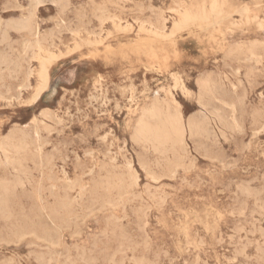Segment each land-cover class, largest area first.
<instances>
[{
    "label": "rangeland",
    "instance_id": "rangeland-1",
    "mask_svg": "<svg viewBox=\"0 0 264 264\" xmlns=\"http://www.w3.org/2000/svg\"><path fill=\"white\" fill-rule=\"evenodd\" d=\"M33 1L0 0V142L25 140L19 154L0 150V192L4 184L9 188L7 211L0 210V264H264V0ZM214 1L219 15L212 10ZM202 8L207 19L181 21L185 11L194 14ZM23 15L35 20L36 37L16 26ZM150 28L161 30L162 37L148 33ZM37 39L48 45V53L39 58ZM41 57L46 59L45 79L39 76ZM205 77L215 84L213 95L201 100L199 81ZM41 85L47 87L33 102ZM155 100L165 112L181 114L183 147L156 150L134 140L142 110ZM189 121L206 132L191 135Z\"/></svg>",
    "mask_w": 264,
    "mask_h": 264
},
{
    "label": "bare ground",
    "instance_id": "bare-ground-1",
    "mask_svg": "<svg viewBox=\"0 0 264 264\" xmlns=\"http://www.w3.org/2000/svg\"><path fill=\"white\" fill-rule=\"evenodd\" d=\"M29 1H31V0H29ZM34 1H36V0H34ZM33 1V2H34ZM39 1V0H38ZM44 1V0H43ZM57 2H58V0H56ZM69 0H67V2H68ZM92 1V0H91ZM121 1V0H120ZM41 2V1H40ZM45 2H47L46 0H45ZM55 2V1H54ZM65 2H66V0H65ZM67 2H66V4H67ZM144 2V1H143ZM51 3H53L52 1L50 2V4ZM93 3H95V2H93ZM122 3V2H121ZM34 4V3H33ZM44 4V3H43ZM58 4H60V3H58ZM64 4V3H63ZM62 4V5H63ZM65 4V5H66ZM71 4V3H70ZM87 4V6H88V3H86ZM124 4V3H123ZM123 4H122V6H123ZM131 4V3H130ZM174 4V3H173ZM29 5V3L27 4V6ZM31 5V4H30ZM35 5V4H34ZM37 5V4H36ZM41 5V4H40ZM54 5H56V4H54ZM72 5V4H71ZM92 5V4H91ZM133 5V4H132ZM150 5V4H149ZM177 5V4H176ZM217 4L215 3V1L213 2V4H212V10H214V11H216L217 12V14L219 15V14H221V11L217 8V6H216ZM3 6H5V5H3ZM27 6H26V8H27ZM58 6V5H57ZM60 6V5H59ZM64 6V5H63ZM62 6V7H63ZM80 6V5H79ZM97 6V5H96ZM99 6H101L100 4H99ZM118 6V5H117ZM17 7V6H16ZM22 7H24V6H22ZM35 7V6H34ZM33 7V8H34ZM67 7V6H66ZM69 7V6H68ZM67 7V8H68ZM73 7V6H72ZM135 7V6H134ZM196 7H197V5H196ZM29 8V7H28ZM32 7H30L29 9H31ZM65 8V7H64ZM64 8H62V9H64ZM74 8V7H73ZM85 8V7H84ZM101 8H102V6H101ZM153 8V7H152ZM180 8V7H179ZM9 9V8H8ZM18 9V8H17ZM20 9V8H19ZM36 9V8H35ZM76 9V8H75ZM99 9V8H98ZM104 9V8H103ZM128 9V8H127ZM130 9V8H129ZM133 9V8H132ZM148 9H150L149 7H148ZM147 9V10H148ZM155 9V8H154ZM171 9V8H170ZM169 9V10H170ZM204 8H202V9H200V10H198L196 13H194V14H192V13H190V12H188V11H185V13L183 14V20H181V21H188V20H196V19H198V18H203V19H207L209 16H207V13L206 12H204V10H203ZM210 9V8H209ZM230 9V8H229ZM247 9V8H246ZM22 10V9H21ZM55 10V9H54ZM58 10V9H57ZM67 10V9H66ZM79 10V9H78ZM86 10V9H85ZM84 10V11H85ZM101 10V9H100ZM99 10V11H100ZM162 10V9H161ZM174 10V9H173ZM177 10H178V8H177ZM5 11H7V10H5ZM26 11V10H25ZM28 11V10H27ZM31 11V10H30ZM36 11V10H35ZM61 11V10H60ZM80 11H82V10H80ZM87 11V10H86ZM102 11V10H101ZM100 11V12H101ZM104 11V10H103ZM160 11V10H159ZM171 11V10H170ZM74 12V11H73ZM78 12V11H77ZM90 12V11H89ZM88 12V13H89ZM92 12H94L93 10H92ZM92 12L90 13V15L92 14ZM174 12V11H173ZM179 12V11H178ZM213 12V11H212ZM29 13V12H28ZM60 13V12H59ZM82 13V12H81ZM81 13H79V14H81ZM87 13V12H86ZM31 14H32V12H31ZM34 14V13H33ZM62 14H63V12H62ZM70 14V13H69ZM104 14V13H103ZM106 14V13H105ZM111 14V13H110ZM124 14V13H123ZM141 14V13H140ZM154 14V13H153ZM214 14H216L215 12H214ZM213 14V15H214ZM67 15V14H66ZM77 15H78V13H77ZM86 15V14H85ZM25 15H23V17H24ZM34 16V15H33ZM57 16V15H56ZM62 15L60 14V17H61ZM76 16V15H75ZM79 16V15H78ZM77 16V17H78ZM84 16V15H83ZM102 16V15H101ZM100 16V18H102ZM104 16V15H103ZM216 16V15H215ZM48 17V16H47ZM67 17V16H66ZM90 17V16H89ZM107 17V16H106ZM109 17V16H108ZM114 17V16H113ZM149 17V16H148ZM229 17V16H228ZM57 18V17H56ZM59 18V17H58ZM96 18V17H95ZM94 18V19H95ZM112 18V17H111ZM116 18V17H115ZM114 18V19H115ZM213 17H211V19H212ZM256 18V17H255ZM12 19V18H11ZM15 19V18H14ZM51 19V18H50ZM69 19V18H68ZM70 19H72V18H70ZM103 19H104V17H103ZM105 19H107V18H105ZM213 19H215V18H213ZM10 20V19H9ZM17 20V19H16ZM39 20V19H38ZM48 20V19H47ZM58 20V19H57ZM84 20V19H83ZM91 20V19H90ZM96 20V19H95ZM111 20V19H110ZM35 21V20H34ZM34 21H33V17H32V15H29V16H25V18H22V19H20V22L18 21V23L16 24V26L20 29V30H22V31H25V32H27L28 34H30V35H32V36H35L36 37V26L37 25H35V23H34ZM42 21V20H41ZM40 21V22H41ZM45 21V20H44ZM52 21V20H51ZM54 21H55V19H54ZM76 21V20H75ZM82 21V20H81ZM80 21V22H81ZM102 21V23H103V20H101ZM157 21V20H156ZM203 21V20H202ZM238 21V20H237ZM17 22V21H16ZM15 22V23H16ZM43 22V21H42ZM47 22V21H46ZM67 23L69 22V21H66ZM66 22H65V24H66ZM77 22V21H76ZM75 22V23H76ZM79 22V23H80ZM88 22V21H87ZM91 22V21H90ZM89 22V23H90ZM105 22V21H104ZM119 22H121V20L119 21ZM13 23V22H12ZM70 23H71V21H70ZM79 23H78V26H79ZM83 23V22H82ZM88 23V24H89ZM92 23V22H91ZM99 23V22H98ZM101 23V22H100ZM142 23V22H141ZM144 23H146V21L144 22ZM258 23V22H257ZM8 24V23H7ZM36 24H37V21H36ZM52 24V23H51ZM64 24V25H65ZM148 24V23H147ZM179 24H181V22L179 23ZM184 24V23H183ZM233 24V23H232ZM231 24V25H232ZM15 25V24H14ZM73 25V24H72ZM100 25H102V24H100ZM120 25V24H119ZM144 25V24H143ZM173 25V24H172ZM259 25V24H258ZM10 26V25H9ZM82 26V25H81ZM150 26V25H149ZM183 26V25H182ZM185 26V25H184ZM263 26V24L261 25V27ZM2 27H3V25H2ZM13 27V26H12ZM12 27H10V28H12ZM38 27V26H37ZM69 27V26H68ZM85 27V26H84ZM173 27V26H172ZM42 28V27H41ZM75 28V27H74ZM85 28H87V27H85ZM97 28V27H96ZM182 28V27H181ZM15 29H17V28H15ZM14 29V30H15ZM49 29V28H48ZM66 29H68V28H66ZM98 29V28H97ZM126 29V28H125ZM2 30V29H1ZM13 30V29H12ZM13 30V31H14ZM44 30H46V29H44ZM70 30V29H69ZM74 30H76V29H74ZM80 30V29H79ZM96 30V29H95ZM179 30H180V26H179ZM200 30V29H199ZM21 31V32H22ZM38 31V30H37ZM61 31H63L62 30V28H61ZM67 31V30H66ZM82 32H83V30H81ZM103 31V30H102ZM140 31V30H139ZM170 31V30H169ZM172 31V30H171ZM3 32L5 33V30H3ZM3 32H1V35H3ZM6 32H10V31H6ZM46 32H47V30H46ZM49 32V31H48ZM57 32V31H56ZM60 32V31H59ZM64 32V31H63ZM99 32V31H98ZM163 32V31H162ZM20 33V32H19ZM39 33V32H38ZM37 33V34H38ZM55 33V32H54ZM54 33L52 34V35H54ZM86 33V32H85ZM96 33V32H95ZM148 33H150V34H152V35H155V36H159V37H162L161 35H162V33H161V30H157V28L156 29H154V28H150V29H148ZM165 33V32H164ZM190 33V32H189ZM8 33H6V35H7ZM42 34V33H41ZM92 34H93V32H92ZM97 34H99V33H97ZM43 35V34H42ZM41 35V36H42ZM51 35V34H50ZM50 35H48V36H50ZM51 35V36H52ZM72 35H74V34H72ZM82 35V34H81ZM88 35V34H87ZM165 36H166V34H164ZM171 35V33L169 34V36ZM190 36H191V34H189ZM195 35V34H194ZM193 35V36H194ZM22 36V35H21ZM46 36V35H45ZM56 36V35H55ZM60 36V35H59ZM75 36V35H74ZM93 36V35H92ZM95 36V35H94ZM109 36V35H108ZM172 36H173V34H172ZM10 37V36H9ZM8 37V38H9ZM76 37V36H75ZM97 37H99V35L97 36ZM110 37V36H109ZM188 37V36H187ZM4 38V37H3ZM2 38V39H3ZM11 38V37H10ZM42 38H43V36H42ZM45 38V37H44ZM43 38V39H44ZM49 38H52V37H49ZM48 38V39H49ZM181 38V37H180ZM197 38V37H196ZM56 39V38H55ZM105 39V38H104ZM104 39H103V41H104ZM215 39H217V38H215ZM39 39H37L36 41V49H37V58H39L40 57V53L41 52H44V53H48V51H47V46L46 47H44V46H41L42 45V43H41V45L38 43L39 41H38ZM95 40H96V38H95ZM146 40V39H145ZM213 40V39H212ZM27 41V40H26ZM41 41L43 42V40L41 39ZM52 41V40H51ZM72 41V40H71ZM147 41V40H146ZM223 41H225V40H223ZM255 41V40H254ZM253 41V42H254ZM257 41V40H256ZM255 41V42H256ZM3 42V41H2ZM4 42H6V40L4 41ZM14 42V41H13ZM35 42V41H34ZM44 42H45V40H44ZM59 43H60V41H58ZM63 42V41H62ZM87 42H89V41H87ZM86 42V43H87ZM214 42V41H213ZM249 42V41H248ZM260 42V41H259ZM259 42H258V45H256L257 47L256 48H258L260 45H259ZM11 43L12 42H10V45H11ZM46 43V42H45ZM52 43V42H51ZM90 43V42H89ZM95 43H97V42H95ZM99 43H101V42H99ZM99 43H97V44H99ZM250 43V42H249ZM257 43V42H256ZM256 43H254V45L256 44ZM33 44V43H32ZM48 44V43H47ZM55 43H53V45H54ZM78 44V43H77ZM96 44V45H97ZM145 44H147V43H145ZM151 44H152V42H151ZM154 44V43H153ZM216 44V43H215ZM251 44V43H250ZM59 45V44H58ZM79 45V44H78ZM92 45V44H91ZM102 45V44H101ZM122 45V44H121ZM173 45V44H172ZM222 45V44H221ZM238 45V44H237ZM251 45H253V44H251ZM1 46H2V44H1ZM32 46V45H31ZM50 46V45H49ZM68 46V45H67ZM239 46V45H238ZM241 46H242V44H241ZM5 47V46H4ZM35 46H33V48H34ZM69 47V46H68ZM221 47V46H220ZM247 47V46H246ZM251 47V46H250ZM249 47V48H250ZM253 48L252 49H254V46H252ZM10 48V47H9ZM8 48V49H9ZM45 48V49H44ZM47 48V49H46ZM80 47H78V49H79ZM108 48H110V47H108ZM222 48V47H221ZM236 48V47H235ZM264 47L262 46V49H263ZM0 49H2V48H0ZM15 49V48H14ZM13 48H12V50H14ZM21 49V48H20ZM247 49V48H246ZM16 50V49H15ZM49 50H50V48H49ZM52 50V49H51ZM71 50V49H70ZM106 50V49H105ZM250 50V49H249ZM8 51V50H7ZM68 51V50H67ZM72 51H73V49L71 50V53H72ZM253 52H254V50H252ZM256 51V50H255ZM2 52H4V51H2ZM17 52H18V50H17ZM59 52H60V50H59ZM74 52V51H73ZM243 52V51H242ZM250 52V51H249ZM258 52H259V50H258ZM70 53V54H71ZM98 53V52H97ZM5 54V53H4ZM31 54V53H30ZM54 54V53H53ZM96 54V53H95ZM246 54V53H245ZM249 54V53H248ZM253 53L251 52V55H252ZM255 54V53H254ZM252 55V57H254V56H257V53H256V55ZM1 55V54H0ZM7 55V54H6ZM15 55V54H14ZM26 55H28V53L26 54ZM49 56V58H51V57H53L52 55H50V54H48ZM58 55V54H57ZM69 55V54H68ZM5 56V55H4ZM56 55L54 54V57H55ZM1 57V56H0ZM6 57H8V56H6ZM10 57V56H9ZM53 57V58H54ZM61 57H62V55H61ZM153 57V56H152ZM249 57V56H248ZM251 57V56H250ZM259 57V56H258ZM2 58V57H1ZM5 58V57H4ZM15 58V57H14ZM17 58V57H16ZM31 58V57H30ZM42 58V57H41ZM41 58H40V75L39 76H41L42 78H48L47 77V67L45 66V58H42V60H41ZM51 59V60H54V59ZM6 59V58H5ZM8 59V58H7ZM24 59V58H23ZM32 59V58H31ZM57 59V58H56ZM55 59V60H56ZM11 60V59H10ZM13 60V59H12ZM18 60V59H17ZM25 60V59H24ZM240 60V59H239ZM257 60V59H256ZM256 60H254V62H255V65H256V63H257V61ZM3 61H5V60H3ZM15 61H16V59H15ZM261 61V60H260ZM2 62V61H1ZM10 62V61H9ZM12 62V61H11ZM223 62V61H222ZM243 62H245L246 63V61H243ZM249 62H252V61H249ZM262 62V61H261ZM3 63H7V62H3ZM15 63V62H14ZM13 62H12V64H14ZM25 63V62H24ZM227 63V62H226ZM11 64V63H10ZM10 64H6L7 65V67L8 66H10ZM2 65V64H1ZM5 65V66H6ZM26 65H27V63H26ZM32 65V64H31ZM16 66V64L15 65H13V67H15ZM18 66V65H17ZM227 66V65H226ZM11 67V66H10ZM30 67V66H29ZM29 67H27V68H29ZM244 67H246V66H244ZM250 67H251V65H250ZM20 68V67H19ZM230 68V67H229ZM252 68V67H251ZM251 68L250 69H248V71L249 70H251ZM254 68V67H253ZM2 69V68H1ZM6 68H4V70H5ZM11 69H12V67H11ZM242 69V68H241ZM247 69V68H246ZM3 70V71H4ZM15 70V69H14ZM16 70H17V68H16ZM22 70V69H21ZM28 70V69H27ZM219 70V69H218ZM230 70H231V68H230ZM260 70V69H259ZM6 71H7V69H6ZM19 71V70H18ZM214 71V70H213ZM232 71V70H231ZM236 71V70H235ZM251 71H253V69L251 70ZM15 72V71H14ZM25 72V71H24ZM212 72V71H211ZM238 72V71H237ZM253 72H255V71H253ZM252 72V73H253ZM258 72V71H257ZM13 73V72H12ZM220 73V72H219ZM15 74V73H14ZM17 74H19V73H17ZM229 74V73H228ZM234 74V73H233ZM246 74V73H245ZM31 75V74H30ZM29 75V76H30ZM198 75V74H197ZM208 75V74H207ZM244 75V74H243ZM260 75V74H259ZM6 76V75H5ZM9 76V75H8ZM8 76H7V78H8ZM176 76H178V75H176ZM232 76V75H231ZM236 76V75H235ZM253 76H255V75H253ZM9 77H11V76H9ZM21 77V76H20ZM237 77V76H236ZM240 77V76H239ZM245 77V76H244ZM261 77V76H260ZM228 78V77H227ZM263 78H264V76H263ZM12 79V78H11ZM10 79V80H11ZM20 79V78H19ZM22 79V78H21ZM41 79V78H40ZM237 79V78H236ZM241 79V78H240ZM239 79V80H240ZM256 79V78H255ZM15 80H16V78H15ZM82 80V79H81ZM132 80V79H131ZM182 80V79H181ZM180 80V81H181ZM229 80V79H228ZM260 80V79H259ZM28 81V80H27ZM222 81V80H221ZM243 81V80H242ZM246 81H248L247 79H246ZM20 83H21V81H19ZM23 82H24V80H23ZM236 82V81H235ZM238 82V81H237ZM249 82V81H248ZM247 82V83H248ZM44 83V82H43ZM93 83V82H92ZM212 83H213V86H212ZM250 83H252L253 84V82H250ZM26 84V83H25ZM24 84V85H25ZM28 84V86H29V83H27ZM112 84H114V83H112ZM121 84V83H120ZM214 82H213V80L211 79V78H209V77H205V78H203V79H201L200 81H199V90H200V99L201 100H203L204 98H206V97H209V96H211V95H213V91H212V87L214 88ZM240 84H242L241 83V81H240ZM254 84H255V82H254ZM253 84V85H254ZM15 85V84H14ZM16 85H18V84H16ZM20 85V84H19ZM43 85V84H42ZM41 85V86H42ZM183 85V84H182ZM181 85V86H182ZM245 85V84H244ZM258 85V84H257ZM4 86V85H3ZM21 86H22V84H21ZM176 86V85H175ZM239 86V85H238ZM255 86V85H254ZM8 87V86H7ZM6 87V88H7ZM13 87V86H12ZM17 87V86H16ZM15 87V88H16ZM43 88H41V89H39V91L38 92H36V94H35V96L34 97H32L33 99H32V101L34 102L38 97H39V95H40V93L47 87L46 85H44V86H42ZM237 87V86H236ZM244 87V86H243ZM251 87V86H250ZM249 87V88H250ZM1 88V87H0ZM40 88V87H39ZM164 88V87H163ZM162 88V89H163ZM186 88V87H185ZM239 88V87H238ZM237 88V89H238ZM10 89V88H9ZM19 89V88H18ZM226 89V88H225ZM16 90V89H15ZM111 90V89H110ZM121 90V89H120ZM125 90V89H124ZM160 90V89H159ZM188 90V89H187ZM250 90V89H249ZM1 91V90H0ZM10 91V90H9ZM115 91V90H114ZM133 91V90H132ZM183 91V90H182ZM228 91H229V89H228ZM246 91V90H245ZM252 91V90H251ZM7 92V91H6ZM250 92V91H249ZM253 92V91H252ZM130 93V92H129ZM140 93V92H139ZM146 93V92H145ZM242 93V92H241ZM16 94V93H15ZM237 94V93H236ZM240 94V93H239ZM239 94H237L238 96H239ZM245 94H247V93H245ZM18 95H19V93H18ZM97 95V94H96ZM114 95V94H113ZM63 96V95H62ZM241 96V95H240ZM4 97V96H3ZM93 97V96H92ZM130 97V96H129ZM134 97V96H133ZM245 97H246V95H245ZM262 97V96H261ZM5 98V97H4ZM116 99V98H115ZM3 100V99H2ZM9 100V99H8ZM12 100V99H11ZM10 100V101H11ZM112 100V99H111ZM127 100V99H126ZM131 100V99H130ZM129 100V101H130ZM108 101V100H107ZM135 101V100H134ZM175 101V100H174ZM218 101V100H217ZM242 101H244V100H242ZM249 101V100H248ZM72 102V101H71ZM220 102V101H219ZM231 102V101H230ZM133 103V102H132ZM239 103V102H238ZM244 103V102H243ZM252 103H253V101H252ZM260 103V102H259ZM219 104V103H218ZM233 104V103H232ZM129 105V104H128ZM235 105H236V103H235ZM248 105H250L249 103H248ZM252 105H254V104H252ZM256 105V104H255ZM264 105V104H263ZM262 105V106H263ZM234 106V105H233ZM244 106H245V104H244ZM259 106H260V104H259ZM258 106V107H259ZM262 106L261 107H259V108H262ZM231 107V106H230ZM241 107V106H240ZM250 107V106H249ZM256 107V106H255ZM245 108V107H244ZM44 110V109H43ZM45 110H47V109H45ZM96 110V109H95ZM214 110V109H213ZM252 110V109H251ZM264 110V109H263ZM82 111V110H81ZM200 111V110H199ZM236 111V110H235ZM216 112V111H215ZM219 112V111H218ZM217 112V113H218ZM246 112V111H245ZM87 113V112H86ZM204 113V112H203ZM261 113V112H260ZM259 113V114H260ZM51 114V113H50ZM127 114V113H126ZM214 114V113H213ZM243 114V113H242ZM256 114V113H255ZM254 114V115H255ZM262 114V113H261ZM128 115V114H127ZM134 115V114H133ZM179 115H181V114H176V113H168V112H165V110H164V106L162 105V104H160L158 101H154V102H152L149 106H147V107H145L143 110H142V112H141V116H140V118H139V120H138V122H137V124H136V127H135V130H134V133H133V138H134V140L136 141V142H138V143H147V144H149V145H151L152 147H154L156 150L157 149H164L165 147H167V146H170V147H175V146H181V147H183V145H184V135H185V126L183 125V123H182V121H181V117L179 116ZM215 115V114H214ZM216 115H218V114H216ZM238 115V114H237ZM246 115H247V113H246ZM251 115H252V113H251ZM47 116V115H46ZM190 116V115H189ZM253 116V115H252ZM261 116V115H260ZM262 116H263V114H262ZM258 117V116H257ZM33 118H35L34 116H33ZM49 118V117H48ZM113 118V117H112ZM125 118V117H124ZM123 118V119H124ZM235 118V117H234ZM248 118V117H247ZM255 118V117H254ZM43 119V118H42ZM45 120H46V118H44ZM50 119H51V117H50ZM259 119V118H258ZM261 119V118H260ZM254 119H252V122H255L256 120H254ZM33 120H31V122H32ZM35 121V120H34ZM36 121H38V119L36 120ZM43 122V121H42ZM41 122V123H42ZM240 122V121H239ZM29 123V122H28ZM33 123V122H32ZM250 123V122H249ZM260 123V122H259ZM37 124V123H36ZM43 124H45V123H43ZM230 124V123H229ZM261 124V123H260ZM15 125V124H14ZM17 125H19V124H17ZM47 125V124H46ZM241 125H242V122H241ZM252 125H254V124H252ZM20 126V125H19ZM51 126V125H50ZM96 126H100V128H101V125H96ZM188 130H189V132H190V134L191 135H195L197 132H199V134H202V133H205L206 132V128H204L203 126H201V125H197L196 123H193L192 121H189L188 122ZM255 126H256V124H255ZM254 126V127H255ZM103 127V126H102ZM232 127V126H231ZM259 127V126H258ZM261 127V126H260ZM53 128V127H52ZM49 129H50V127H49ZM224 129V128H223ZM242 129H244V128H242ZM250 129V128H249ZM218 130H219V128H218ZM261 130H262V128H261ZM96 131H97V129H96ZM214 131V130H213ZM232 131H233V129H232ZM243 131V130H242ZM252 131V130H251ZM259 131V130H258ZM95 132V131H94ZM211 133V132H210ZM216 133V132H215ZM253 133V132H252ZM34 134H36V133H34ZM94 134V133H93ZM96 134V133H95ZM81 135V134H80ZM254 135V134H253ZM252 135V136H253ZM201 136V135H200ZM255 136V135H254ZM38 137V136H37ZM99 137V136H98ZM5 138V137H4ZM225 138H227V137H225ZM250 138H252V137H250ZM2 139H3V137H2ZM96 139V138H95ZM199 140V139H198ZM204 140H205V138H204ZM228 140V139H227ZM210 141V140H209ZM242 141V140H241ZM249 141V140H248ZM27 142V141H26ZM88 142V141H87ZM186 142V141H185ZM202 142V141H201ZM200 142V143H201ZM211 142V141H210ZM214 142V141H213ZM250 142V141H249ZM249 142H248V144H249ZM28 143V142H27ZM97 143V142H96ZM100 143V142H99ZM197 143V142H196ZM38 144V143H37ZM58 144V143H57ZM203 144V143H202ZM209 144V143H208ZM242 144H243V142H242ZM247 144V143H246ZM247 144V145H248ZM105 145V144H104ZM198 145V144H197ZM205 145V144H204ZM233 145H236V144H233ZM238 145H240V142H239V144H237V146ZM199 146V145H198ZM197 146V147H198ZM200 146H201V144H200ZM207 146V145H206ZM205 146V147H206ZM209 146V145H208ZM208 146H207V148H208ZM241 146V145H240ZM239 146V147H240ZM259 146V145H258ZM24 147H25V140H24V137L23 138H20V140L15 144V143H13V141H12V137H8L7 139H5V140H3V141H1L0 142V150L3 152V153H7L8 151H12V152H14L15 154H19V153H21V151H23V149H24ZM27 147H28V145H27ZM39 147V146H38ZM106 147V146H105ZM107 148V147H106ZM203 148V147H202ZM210 148V147H209ZM208 148V149H209ZM241 148H243V147H241ZM246 148V147H245ZM146 149V148H145ZM198 149V148H197ZM254 149V148H253ZM39 150V149H38ZM124 150V149H123ZM134 150V149H133ZM173 150V149H172ZM192 150H195V149H192ZM200 150V149H199ZM202 150V149H201ZM210 150V149H209ZM208 150V151H209ZM217 150V149H216ZM215 150V151H216ZM239 150V152L240 151H244V150H241V149H238ZM258 150V149H257ZM127 151V150H126ZM146 151V150H145ZM149 151V150H148ZM196 151L197 150H195V153H196ZM264 151V150H263ZM108 152V151H107ZM110 152V151H109ZM144 152V151H143ZM198 152V151H197ZM199 152H202V151H199ZM203 152H205V150L203 151ZM210 152V151H209ZM225 152V151H224ZM128 153V152H127ZM133 153H134V151H133ZM136 153H138V152H136ZM187 153H188V151H187ZM207 153V152H206ZM262 153H264V152H262ZM130 154V153H129ZM166 154H167V152H166ZM190 154V153H189ZM199 154V153H198ZM201 154V153H200ZM204 154V153H203ZM203 154H202V156H203ZM209 154H212V153H209ZM218 154V153H217ZM261 154V153H260ZM102 155V154H101ZM104 155V154H103ZM213 155H215V154H213ZM259 155V154H258ZM261 155H263V154H261ZM142 155H140L139 157H141ZM180 156V155H179ZM186 156H188V155H186ZM204 156H206V155H204ZM217 156V155H216ZM226 156V155H225ZM113 157V156H112ZM112 157H111V159H112ZM143 157V156H142ZM183 157V156H182ZM193 157V156H192ZM8 158V157H7ZM80 158V157H79ZM78 158V159H79ZM114 158V157H113ZM127 158V157H126ZM168 158V157H167ZM187 158V157H186ZM194 158V157H193ZM209 158H211V157H209ZM216 158V157H215ZM215 158H214V160H215ZM152 159V158H151ZM235 159V158H234ZM1 160V159H0ZM7 160V159H6ZM109 160V159H108ZM128 160V159H127ZM188 160H191V159H188ZM156 161H157V159H156ZM186 161V160H185ZM184 161V162H185ZM194 161V160H193ZM217 161H218V159H217ZM2 162V161H1ZM102 162V161H101ZM112 162V161H111ZM191 162V161H190ZM103 163V162H102ZM105 163V162H104ZM124 163V162H123ZM141 163V162H140ZM144 162H142L141 164H143ZM195 163V162H194ZM223 163V162H222ZM221 163V164H222ZM130 164V163H129ZM189 165H190V163H188ZM187 164V165H188ZM227 164V163H226ZM75 165V164H74ZM92 165V164H91ZM90 165V166H91ZM119 165V164H118ZM154 165V164H153ZM177 165V164H176ZM182 165V164H181ZM181 165H177V166H181ZM186 165V166H187ZM188 165V166H189ZM223 165V164H222ZM100 166V165H99ZM102 166V165H101ZM106 166V165H105ZM120 166V165H119ZM142 166V165H141ZM183 166H184V164H183ZM192 166V165H191ZM228 166V165H227ZM23 167V166H22ZM21 167V168H22ZM79 167V166H78ZM103 167H104V165H103ZM113 167V166H112ZM124 167V166H123ZM131 167V166H130ZM146 167H148V166H146L145 165V168ZM157 167V166H156ZM162 167V166H161ZM185 167V166H184ZM194 168H196L195 166H193ZM222 167H224V166H222ZM80 168V167H79ZM100 168V167H99ZM107 168V167H106ZM116 168V167H115ZM163 168V167H162ZM89 168H87V170H88ZM118 169H120V168H118ZM150 169V168H149ZM180 169H181V167H180ZM187 169V168H186ZM91 170V169H90ZM89 170V171H90ZM99 170V169H98ZM103 170V169H102ZM105 170V169H104ZM132 170H134V169H132ZM142 170H144L143 169V167H142ZM243 170V169H242ZM258 170V169H257ZM88 171V172H89ZM113 171V170H112ZM130 171V170H129ZM164 171V170H163ZM183 171V170H182ZM193 171V170H192ZM82 172V171H81ZM105 172H106V170H105ZM111 172V171H110ZM110 172H109V174H110ZM149 172H152V171H149ZM167 172H169V171H167ZM245 172V171H244ZM247 172V171H246ZM256 172V171H255ZM263 172V171H262ZM108 173V172H107ZM106 173V174H107ZM136 173V172H135ZM163 173V172H162ZM175 173H177V172H175ZM184 173V172H183ZM185 173H187V171L185 170ZM117 174V173H116ZM153 174V173H152ZM166 174V173H165ZM178 174V173H177ZM257 174V173H256ZM40 175H41V173H40ZM84 175V174H83ZM108 175V174H107ZM122 175V174H121ZM160 175V174H159ZM179 175V174H178ZM249 175V174H248ZM259 175H261V174H259ZM114 176H116V175H112L111 177H114ZM155 176V175H154ZM157 176V175H156ZM162 176V175H161ZM256 176V175H255ZM97 177V176H96ZM105 177V176H104ZM131 177V176H130ZM158 177V176H157ZM163 177H167V176H164L163 175ZM162 177V178H163ZM263 177V176H262ZM59 178V177H58ZM107 178H109V176L107 177ZM121 178H122V176H121ZM161 178V177H160ZM161 178V179H162ZM170 178H171V176H170ZM264 178V177H263ZM263 178H262V180H263ZM60 179H61V177H60ZM102 179V178H101ZM106 179V178H105ZM110 179V178H109ZM168 179H169V177H168ZM254 179V178H253ZM28 180V179H27ZM125 180V179H124ZM156 180V179H155ZM157 180H159V179H157ZM182 180V179H181ZM85 181V180H84ZM96 181V180H95ZM113 181V180H112ZM111 181V182H112ZM152 181H154V180H152ZM160 181V180H159ZM228 181H230V180H228ZM246 181V180H245ZM244 181V182H245ZM249 181V180H248ZM251 181V180H250ZM257 181V180H256ZM260 181H261V179H260ZM264 181V180H263ZM75 182H77V181H75ZM83 182V181H82ZM103 182V181H102ZM114 182V181H113ZM117 183L118 182H122L121 181V179L119 180V181H116ZM115 182V183H116ZM154 182H156V181H154ZM239 182H242L241 180L239 181ZM253 182V181H252ZM110 183V182H109ZM259 183V182H258ZM19 184H23L22 183V181L21 180H19ZM102 185L103 184H105L104 182L103 183H101ZM119 184V183H118ZM186 184H188V183H186ZM192 184V183H191ZM246 184V183H245ZM264 184V183H263ZM98 185H100V183L98 184ZM97 185V186H98ZM109 185V184H108ZM112 185V184H111ZM114 185V184H113ZM229 185V184H228ZM240 185H241V183H240ZM243 185V184H242ZM248 185V184H247ZM85 186V185H84ZM87 186V185H86ZM107 186V185H106ZM129 186V185H128ZM107 187H109V186H107ZM187 187V186H186ZM189 187V186H188ZM226 187V186H225ZM229 187V186H228ZM262 187H263V185H262ZM98 188V187H97ZM154 188V187H153ZM248 188V187H247ZM41 189V188H40ZM106 189V188H105ZM111 189V188H110ZM113 189V188H112ZM158 190H159V188H157ZM164 189V188H163ZM174 189V188H173ZM190 189V188H189ZM226 189V188H225ZM235 189H238V187H236ZM243 189V188H242ZM263 189V188H262ZM103 190V189H102ZM154 190V189H153ZM162 190V189H161ZM252 191L254 190V189H251ZM264 190V189H263ZM29 191V190H28ZM106 191H107V189H106ZM154 191H156V190H154ZM240 191V190H239ZM245 191V190H244ZM243 191V192H244ZM250 191V190H249ZM255 191V190H254ZM236 192V191H235ZM242 192V191H241ZM242 192V193H243ZM247 192V191H246ZM257 192V191H256ZM256 192H254V193H256ZM76 193V192H75ZM168 193V192H167ZM224 193V192H223ZM231 193V192H230ZM258 193V192H257ZM260 193V192H259ZM258 193V194H259ZM261 193H262V190H261ZM8 194H9V188H8V186L6 185V184H4V185H2L1 186V192H0V210H1V212H3V213H5L6 211H7V204H8ZM85 194V193H84ZM144 194V193H143ZM150 194V193H149ZM152 194V193H151ZM157 194V193H156ZM164 194H166V192L164 193ZM229 194V193H228ZM247 194V193H246ZM250 194H252V193H250ZM38 195V194H37ZM163 195V194H162ZM172 195V194H171ZM245 196V195H244ZM255 196H257V194L255 195ZM38 197V196H37ZM237 197V196H236ZM250 197V196H249ZM264 197V196H263ZM47 198V197H46ZM45 198V199H46ZM51 198V197H50ZM141 198H142V196H141ZM154 198V197H153ZM156 198V197H155ZM238 198V197H237ZM62 199V198H61ZM163 199V198H162ZM239 199V198H238ZM255 199V198H254ZM38 200H40V199H38ZM43 200V199H42ZM41 200V202H43ZM46 200H48V199H46ZM45 200V201H46ZM109 200V199H108ZM231 200V199H230ZM256 200V199H255ZM257 200H259V196H258V198H257ZM261 200V199H260ZM130 201V200H129ZM145 201V200H144ZM160 201V200H159ZM163 201V200H162ZM264 201V200H263ZM262 201V202H263ZM49 202V201H48ZM132 202V201H131ZM165 202V201H164ZM163 202V203H164ZM236 202H237V200H236ZM242 202H244V201H242ZM259 203H260V201H258ZM109 203V202H108ZM162 203V202H161ZM162 203V204H163ZM241 203V202H240ZM245 203V202H244ZM257 203V202H256ZM48 204V203H47ZM50 204V203H49ZM66 204V203H65ZM105 204H106V202H105ZM165 204V203H164ZM167 204V203H166ZM175 204V203H174ZM51 205V204H50ZM78 205V204H77ZM143 205V204H142ZM229 205V204H228ZM234 205V204H233ZM261 205V204H260ZM262 205H263V203H262ZM144 206V205H143ZM240 206H242V205H240ZM253 206V205H252ZM254 206H255V203H254ZM257 206H259V205H257ZM47 207V206H46ZM124 207V206H123ZM239 206H237L236 208H238ZM261 207V206H260ZM42 208V207H41ZM64 208H66V207H64ZM130 208V207H129ZM148 208V207H147ZM236 208H234V209H236ZM50 209V208H49ZM55 209V208H54ZM151 209V208H150ZM25 210V209H24ZM56 210V209H55ZM69 210V209H68ZM89 210V209H88ZM243 210V209H242ZM241 210V211H242ZM264 210V209H263ZM42 211V210H41ZM70 211V210H69ZM233 211V210H232ZM244 211V210H243ZM248 211H250V210H248ZM55 212V211H54ZM254 212V211H253ZM256 212V211H255ZM45 213V212H44ZM70 213H71V211H70ZM238 213L240 214V212L238 211ZM258 213V212H257ZM25 214V213H24ZM27 214V213H26ZM58 214H60V213H58ZM57 214V215H58ZM252 214V213H251ZM250 214V215H251ZM260 214V213H259ZM262 214V213H261ZM64 215H66V213L64 214ZM89 215H91V214H89ZM254 215V214H253ZM46 216V215H45ZM239 216V215H238ZM264 216V215H263ZM15 217V216H14ZM47 217V216H46ZM243 217V216H242ZM262 217V216H261ZM67 218V217H66ZM143 218V217H142ZM248 218V217H247ZM252 218V217H251ZM70 219V218H69ZM76 219V218H75ZM256 219V218H255ZM58 220V219H57ZM259 220V219H258ZM116 221V220H115ZM117 221H119V219L117 220ZM141 221V220H140ZM239 221V220H238ZM256 222H257V220H255ZM51 222V221H50ZM65 223V222H64ZM232 223V222H231ZM236 223V222H235ZM237 224H238V222H237ZM245 224H246V222H245ZM250 224V223H249ZM61 225V224H60ZM145 225V224H144ZM146 225H148V224H146ZM234 225V224H233ZM242 225V224H241ZM241 225H240V227H241ZM247 225V224H246ZM250 225H252V224H250ZM244 226V225H243ZM11 227V226H10ZM41 227V226H40ZM39 227V228H40ZM63 227H65V226H63ZM145 227V226H144ZM179 227V226H178ZM235 227H237V226H234V228L233 229H235ZM253 228L254 227H256V226H252ZM258 227V226H257ZM16 228V227H15ZM57 228V227H56ZM118 228V227H117ZM180 228V227H179ZM244 228V227H243ZM259 228V227H258ZM5 229V228H4ZM7 229H9V228H7ZM10 229H12V227L10 228ZM9 229V230H10ZM17 229V228H16ZM22 229V228H21ZM59 229V228H58ZM111 229V228H110ZM143 229V228H142ZM237 229V228H236ZM235 229V230H236ZM2 230V229H1ZM41 230V229H40ZM112 230V229H111ZM144 230V229H143ZM5 231V230H4ZM12 231V230H11ZM38 231V230H37ZM58 231V230H57ZM256 231V230H255ZM258 231H259V233L260 232H262L263 233V231H260V229H258ZM35 231H33V233H34ZM39 232V231H38ZM55 232V231H54ZM145 232V231H144ZM235 232V231H234ZM251 232V231H250ZM59 233V232H58ZM252 233H254L255 234V232H253L252 231ZM10 234H12V233H10ZM46 234V233H45ZM147 234V233H146ZM240 234V233H239ZM7 235V234H6ZM31 236H32V234H30ZM33 235H35V233L33 234ZM139 235V234H138ZM143 235V234H142ZM264 235V234H263ZM12 236V235H11ZM47 236V235H46ZM61 236V235H60ZM91 236V235H90ZM96 236V235H95ZM147 236V235H146ZM236 236V235H235ZM235 236H233V237H235ZM261 236V235H260ZM24 237H25V235H24ZM140 237V236H139ZM149 236H147V238H148ZM8 238V237H7ZM10 238V237H9ZM35 238V237H34ZM44 238V237H43ZM55 238V237H54ZM54 238H53V240H54ZM62 238V237H61ZM238 238V237H237ZM262 238V237H261ZM38 240H39V238H37ZM36 239V240H37ZM46 239V238H45ZM50 238L48 237V240H49ZM93 239V238H92ZM150 239V238H149ZM234 239V238H233ZM232 239V240H233ZM245 239V238H244ZM43 240V239H42ZM42 240H40V241H42ZM51 240V239H50ZM109 240V239H108ZM128 240H129V238H128ZM55 241V240H54ZM54 241L53 242H51L52 243V245L54 244ZM92 241V240H91ZM146 241V240H145ZM242 241V240H241ZM250 241V240H249ZM6 242V241H5ZM44 242H46L47 243V240L46 241H44ZM108 242V241H107ZM251 242V241H250ZM48 243H49V241H48ZM66 243V242H65ZM248 243V242H247ZM255 243H257V242H255ZM7 244V243H6ZM15 244V243H14ZM30 244V243H29ZM31 244H33V243H31ZM30 244V245H31ZM69 244H71V243H69ZM76 244V243H75ZM100 244V243H99ZM144 244V243H143ZM146 244H148V242L146 243ZM145 244V245H146ZM250 244V243H249ZM48 245H50V244H48ZM56 244H54V246H55ZM93 245H95V243L93 244ZM92 245V246H93ZM96 245H98V243L96 244ZM232 245V244H231ZM244 245H245V243H244ZM26 246H28V247H30L29 245H26ZM34 246V245H33ZM67 246V245H66ZM71 246V245H70ZM73 246V245H72ZM147 246V245H146ZM233 246V245H232ZM251 246V245H250ZM261 246V245H260ZM32 247V246H31ZM39 246H37V247H34V249H36V248H38ZM52 247V246H51ZM60 247V246H59ZM58 246H57V248H59ZM74 247H77V246H74ZM73 247V248H74ZM80 247H82V246H80ZM79 247V248H80ZM97 247V246H96ZM96 247H94V248H96ZM118 247V246H117ZM246 247V246H245ZM27 248V247H26ZM46 248V247H45ZM69 248V247H68ZM72 248V249H73ZM119 248H121L120 247V245H119ZM130 248V247H129ZM257 248H258V246H257ZM40 249V248H39ZM47 249V248H46ZM75 249V248H74ZM77 249V248H76ZM82 249V248H81ZM144 249V248H143ZM239 249V248H238ZM237 249V250H238ZM242 249V248H241ZM244 249V248H243ZM242 249V250H243ZM247 249V248H246ZM259 249H261V248H259ZM47 250H50V249H47ZM79 250V249H78ZM100 250V249H99ZM108 250V249H107ZM236 250V249H235ZM234 250V251H235ZM69 251V250H68ZM72 251V250H71ZM75 251V250H74ZM77 251V250H76ZM81 251V250H80ZM91 251V250H90ZM96 251V250H95ZM102 251V250H101ZM100 251V252H101ZM145 251V250H144ZM244 252H245V249L243 250ZM255 251H258V250H256V248H255ZM261 251V250H260ZM263 251V250H262ZM3 252V251H2ZM31 252H35L34 250L33 251H31ZM38 251L36 250V252L35 253H37ZM50 252V251H49ZM73 252V251H72ZM72 252H70V253H72ZM88 252V254H89V251H87ZM92 252V251H91ZM94 252V251H93ZM92 252V253H93ZM106 252V251H105ZM118 252V251H117ZM161 252V251H160ZM235 252H237V251H235ZM5 253V252H4ZM42 253H44V252H42ZM41 253V254H42ZM68 253V252H67ZM70 253L68 254L69 255V257L71 256L70 255ZM78 253V252H77ZM81 253H84V252H81ZM91 253V254H92ZM108 253V252H107ZM106 253V254H107ZM124 253V252H123ZM239 253H240V249H239ZM242 253V252H241ZM262 253V252H261ZM260 253V254H261ZM30 254V253H29ZM33 254V253H32ZM40 253H38V255H39ZM57 254V253H56ZM79 255H80V253H78ZM77 254V255H78ZM101 254V253H100ZM157 254H158V252L157 253H155V256H157ZM245 254V253H244ZM60 255V254H59ZM67 255V254H66ZM83 255V254H82ZM90 255V254H89ZM93 255V254H92ZM112 255V254H111ZM236 255V254H235ZM238 255H240V254H238ZM23 256V255H22ZM28 256V255H27ZM30 256V255H29ZM31 256H33V255H31ZM35 256V255H34ZM54 256H55V254H54ZM57 256H58V254H57ZM57 256H56V258H57ZM81 256V255H80ZM79 256V257H80ZM94 256H95V254H94ZM98 255H96V257H97ZM102 256H104V254L102 255ZM106 256H108V255H106ZM106 256H104V258L106 257ZM255 256V255H254ZM39 257H40V255H39ZM43 257V256H42ZM49 257H50V255H49ZM63 257V256H62ZM61 257V258H62ZM69 257H68V259H69ZM77 257V256H76ZM82 257V256H81ZM83 257H85V256H83ZM82 257V258H83ZM88 257V256H87ZM96 257H95V262H99V261H96ZM101 257V256H100ZM251 257V256H250ZM261 257V256H260ZM259 257V258H260ZM2 258H4V256L2 257ZM11 258V257H10ZM32 258V257H31ZM51 258V257H50ZM54 258V257H53ZM64 258H66V257H64ZM82 258L80 259V260H82ZM86 258V257H85ZM84 258V259H85ZM89 258H91V257H89ZM94 258V257H93ZM92 258V259H93ZM102 258V257H101ZM111 256H110V260H111ZM114 258V257H113ZM124 258H126V257H124ZM137 258V257H136ZM139 258V257H138ZM140 258H142V257H140ZM244 258V257H243ZM262 258V257H261ZM260 258V259H261ZM13 259V258H12ZM15 259V258H14ZM29 259V258H28ZM27 259V260H28ZM38 259V257H36V260ZM42 259V258H41ZM40 259V260H41ZM72 259V258H71ZM75 259V258H74ZM78 259V258H77ZM88 259V258H87ZM106 259H108L107 257H106ZM105 259V260H106ZM130 259H132V258H130ZM134 259V258H133ZM231 259H233V258H231ZM236 259V258H235ZM248 259V258H247ZM251 259V258H250ZM26 260V261H27ZM44 260V259H43ZM42 260V261H43ZM52 260V259H51ZM62 260V259H61ZM65 260V259H64ZM94 260V259H93ZM92 260V261H93ZM138 260V259H137ZM141 260V259H140ZM146 260H147V258H146ZM196 260V259H195ZM237 260V259H236ZM6 261V260H5ZM10 261H12L11 259H10ZM9 261V262H10ZM13 261H15V260H13ZM12 261V262H13ZM32 261H34V259L32 260ZM53 261V260H52ZM63 261V260H62ZM70 261V260H69ZM86 261H88V260H86ZM86 261H82L83 263L84 262H86ZM90 261V260H89ZM102 261V260H101ZM108 261V260H107ZM122 262H123V258H122V260H121ZM120 261V262H121ZM135 261V260H134ZM139 261V260H138ZM149 261H150V259H149ZM196 261H198V260H196ZM19 262V261H18ZM25 262V261H24ZM37 262H39V261H37ZM48 262H50V259H49V261ZM68 262V261H67ZM73 262H75V261H73ZM72 261H70V264L71 263H73ZM110 262V261H109ZM158 262V261H157ZM186 262V261H185ZM8 263V262H7ZM17 263V262H16ZM61 263V262H60ZM77 263V262H76ZM94 263V262H93ZM103 263V262H102ZM106 263V262H105ZM153 264H154V262H152ZM196 263V262H195ZM205 264H207L206 262H204ZM262 263V262H261ZM9 264H11V262L9 263ZM20 264V263H19ZM49 264V263H48ZM67 264V263H66ZM73 264H75V263H73ZM80 264V263H79ZM87 264V263H86ZM111 264V263H110ZM114 264V263H113ZM139 264H141V261H140V263ZM143 264V263H142ZM246 264H248V263H246ZM258 264H260V263H258Z\"/></svg>",
    "mask_w": 264,
    "mask_h": 264
}]
</instances>
